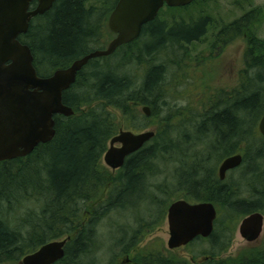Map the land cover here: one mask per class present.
<instances>
[{"label": "trees", "instance_id": "trees-1", "mask_svg": "<svg viewBox=\"0 0 264 264\" xmlns=\"http://www.w3.org/2000/svg\"><path fill=\"white\" fill-rule=\"evenodd\" d=\"M88 1L58 0L32 20L23 43L31 50L38 75L48 76L55 69L69 66L97 45L103 29L99 20L117 0L104 2L109 5L100 12H96L94 4L87 5ZM258 11L245 12L222 28L220 35H238L249 29L251 21L260 18ZM208 25V18L203 16L185 20L179 15L169 23L158 15L142 27L135 41L118 47L108 57L89 60L77 73L75 82L62 95L64 104L74 113L54 116L52 140L39 144L25 157L0 162V261L21 264L20 256L65 236L69 239L64 256L54 264H104L100 257L103 243L97 230L99 221L112 210L130 205L133 198L147 201L145 214H153V192L147 180L158 170L155 161L159 152L164 154L169 148L178 154L181 151L169 137L170 132L163 130L129 155L116 176H109L101 159L108 141L117 133L118 118L113 111L132 117L133 123L138 118L134 111L138 105L155 112L164 95L162 81L166 73V61L159 58L173 62L177 49L198 41ZM105 29L109 31L106 24ZM249 36L245 59L253 74L245 76L241 87L226 94L221 104L195 127L197 134H209L213 142L209 143L210 151L216 149L222 156L234 151L239 141L244 144L240 152L243 161L234 170L241 169V183L246 186L242 190L239 184L230 183L228 175L218 181L213 168L197 177L199 165L194 161L183 160L191 167L179 171L185 174L184 179L192 180L183 181L188 195L195 201H211L217 209L214 230L205 238L213 251L204 253L194 264H230L217 256L228 247L236 220L264 212V137L257 128L264 113V40L254 34ZM108 58L112 62L106 61ZM144 62L147 65L143 75L128 71L139 70ZM178 154L172 153V157ZM155 205L157 213H162L164 206ZM134 235L122 233L121 239H115V246L120 241L125 245L122 253L129 251L135 246ZM203 239L197 237L192 242ZM127 264L190 263L148 250L133 255ZM235 264H264V252Z\"/></svg>", "mask_w": 264, "mask_h": 264}, {"label": "rangeland", "instance_id": "rangeland-1", "mask_svg": "<svg viewBox=\"0 0 264 264\" xmlns=\"http://www.w3.org/2000/svg\"><path fill=\"white\" fill-rule=\"evenodd\" d=\"M104 2H108V0H89L87 5L94 4L96 12H100L104 5L107 7L109 5ZM256 8L259 9L260 18H254L249 29L243 30L238 35H220L222 28L241 17L245 12ZM108 13L109 10H104L105 16ZM179 15L185 20L196 19L199 16L207 17L209 25L206 33L198 41L182 45L177 49L179 52H177V57H172L173 62L168 61V58L166 60H163L162 57L159 58V60L162 59L161 61H166V73L162 81L164 95L161 97L162 99L159 98L155 112L149 108L150 113L146 116L142 113L144 105H138L134 110L138 118L133 123L132 117H122L119 112L111 110L116 113L118 118L117 132L119 129L131 130L136 133L153 130L160 134L161 131L168 130L169 137L177 142L181 152L178 154V152H174L173 148L167 149L164 154L159 152L155 161L158 170L147 180L151 187L150 191L153 192L150 197V201L153 203L151 208L154 210L153 214H145L147 201L143 203L144 201H141L140 198H133L130 205L120 210H112L99 221L97 230L103 243L100 257L104 264H126L128 263V261L125 262L126 258L148 250H157L165 256L173 255L184 258L190 264H194L201 259L204 253L213 251L210 241L205 238V240H197L187 246L168 249L166 244L169 238L167 208L177 199H186L192 202L183 185L184 182L191 183L192 180L184 179L185 174L179 173V171H187L191 167L188 166L190 162L184 164V161L197 162V166L199 165L197 177H199L211 168L217 173L218 166L227 156H222L216 149L210 151L211 138L209 134L201 136L196 133L195 127L207 117L213 107L221 104V100L223 101L226 94L241 87L245 76L253 74L254 71L249 70L247 66L245 51L249 35L254 34L264 40V0H197L181 11L163 8L159 13V18L172 23ZM103 18L105 19V17L101 19L103 29L98 44H106L112 38L105 29ZM106 61L112 62V59L108 58ZM146 65L147 62H144L139 70L128 68V71L132 74L143 75ZM183 137L186 138V141L181 140ZM243 148L244 144L239 141L235 150L229 154L243 152ZM172 153H177L180 156L172 157ZM101 162L109 176L117 175L118 170L108 168L102 159ZM227 180L232 184H239L242 190L246 186L245 182L241 183L240 168L229 173ZM155 204L164 206L162 213H157L159 209ZM262 214L264 215V212ZM243 218L244 216H240L236 220L230 243L226 250L219 253L218 259L235 264L245 258L252 257L253 254L264 252V225L259 239L254 243H249L238 232L239 224ZM124 232H128V235L135 233L136 240L133 248L122 253L125 245L119 241L115 246V239H121ZM64 237L61 236L57 240ZM31 252L30 250L28 253ZM23 256L19 257L20 261ZM0 264L18 263L5 260L0 261Z\"/></svg>", "mask_w": 264, "mask_h": 264}, {"label": "water", "instance_id": "water-1", "mask_svg": "<svg viewBox=\"0 0 264 264\" xmlns=\"http://www.w3.org/2000/svg\"><path fill=\"white\" fill-rule=\"evenodd\" d=\"M30 0H0V162L29 155L39 144L55 135L54 116H70L73 109L64 104L62 95L75 82L77 73L89 60L111 55L118 47L137 39L142 27L153 20L166 3L178 7L196 0H117L107 26L114 37L102 50H93L75 59L65 68L55 69L48 76L38 75L28 45L18 36L27 31L31 18L45 13L55 0H37L28 10ZM148 116V106L142 107ZM264 137V113L258 125ZM155 135L153 130L133 132L119 129L110 138L102 161L111 170L119 169L125 159L141 149ZM243 161L242 153L225 157L218 166V177L235 169ZM168 249L187 246L197 237L207 238L214 230L217 209L211 201L188 202L178 199L167 208ZM264 225V215L250 213L241 220L238 232L247 242L257 240ZM69 237L51 240L21 259V264H54L64 256ZM129 258L125 259V262Z\"/></svg>", "mask_w": 264, "mask_h": 264}, {"label": "flooded vegetation", "instance_id": "flooded-vegetation-1", "mask_svg": "<svg viewBox=\"0 0 264 264\" xmlns=\"http://www.w3.org/2000/svg\"><path fill=\"white\" fill-rule=\"evenodd\" d=\"M58 0H55L53 3H52V5H51V7L48 9V10H50L51 8H52V6L57 2ZM193 3V2H192ZM192 3H190V4H192ZM116 4V3H115ZM190 4H188V5H190ZM37 5H38V1L37 0H30L29 1V7H28V10L30 11V10H33V9H35L36 7H37ZM188 5H185V6H188ZM115 6V5H114ZM178 7H184V6H178ZM178 7H172V6H168L166 3H164L163 4V6L159 9V11H158V14H157V16L156 17H158V15H159V13H160V11L163 9V8H167V9H170V8H178ZM96 8V7H95ZM114 8V7H113ZM113 8L110 10V12L108 13V15H107V17L106 16H103V17H106V21H105V24H106V27H107V29H108V26H107V22H108V17H109V15H110V13H111V11L113 10ZM47 10V11H48ZM42 15V14H41ZM39 15H37V16H35V17H33V18H31L30 19V21H29V25H30V23L32 22V20L34 19V18H36V17H38ZM155 17V18H156ZM154 18V19H155ZM104 19V18H103ZM153 19V20H154ZM105 20V19H104ZM153 20H151V21H153ZM101 19L99 20V23L101 24ZM150 22V21H149ZM148 23V22H147ZM145 25V24H144ZM143 25V26H144ZM102 27V26H101ZM28 28H29V26H28ZM109 30V29H108ZM27 31H28V29H27ZM27 31L25 32V33H23V34H20L19 36H18V40L22 43V44H25V43H23V38H24V36L26 35V33H27ZM107 31V30H106ZM110 31V30H109ZM108 31V33H110V35L112 36V38L115 36L114 35V33H112L111 31L109 32ZM142 31V30H141ZM141 34V33H140ZM140 36V35H139ZM111 38V39H112ZM136 40V39H135ZM134 40V41H135ZM110 41H108L106 44H97L94 48H93V50H102V49H104L106 46H107V44L109 43ZM133 42V41H132ZM131 43V42H130ZM129 44V43H128ZM27 45V44H26ZM93 50H91V51H93ZM90 51V52H91ZM105 57H108V56H102V57H98V58H100V59H102V58H105ZM145 106V105H144ZM235 153H238V152H235ZM235 153H232V154H235ZM232 154H229V155H232ZM228 155V156H229ZM227 157V156H226ZM123 166V165H122ZM121 166V167H122ZM120 169V168H119ZM232 170H234V169H232ZM232 170H229V171H227L226 172V175H225V178L227 177V175L230 173V171H232ZM217 171H218V169H217ZM217 174H218V172H217ZM224 178V179H225ZM224 179L222 180V181H224ZM218 180L219 181H221L220 179H219V177H218ZM189 196V195H188ZM190 197V196H189ZM191 198V197H190ZM192 199V198H191ZM178 200V199H177ZM184 200H186V199H184ZM176 201V200H175ZM186 201H188V200H186ZM188 202H190V201H188ZM192 202H202V201H195L194 199H192ZM261 235V234H260ZM260 237V236H259ZM259 239V238H258ZM257 239V240H258ZM257 240H255V241H253V242H249V243H254V242H256ZM36 250V249H35ZM35 250H33V251H35ZM32 251V252H33ZM31 252V253H32ZM129 262V261H128ZM124 264V263H123ZM127 264V263H126Z\"/></svg>", "mask_w": 264, "mask_h": 264}, {"label": "bare ground", "instance_id": "bare-ground-1", "mask_svg": "<svg viewBox=\"0 0 264 264\" xmlns=\"http://www.w3.org/2000/svg\"><path fill=\"white\" fill-rule=\"evenodd\" d=\"M97 44H98V43H97ZM188 101H189V100H188ZM206 167H207V166H206ZM149 177H150V176H149ZM227 179H228V178H227ZM227 179H226V180H227ZM217 180H218V178H217ZM218 181H219V180H218ZM221 181H222V180H221Z\"/></svg>", "mask_w": 264, "mask_h": 264}]
</instances>
